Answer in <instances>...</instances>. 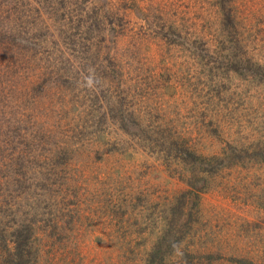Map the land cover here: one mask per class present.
<instances>
[{
    "label": "rangeland",
    "instance_id": "374dc122",
    "mask_svg": "<svg viewBox=\"0 0 264 264\" xmlns=\"http://www.w3.org/2000/svg\"><path fill=\"white\" fill-rule=\"evenodd\" d=\"M0 264H264V0H0Z\"/></svg>",
    "mask_w": 264,
    "mask_h": 264
},
{
    "label": "clouds",
    "instance_id": "9594fccd",
    "mask_svg": "<svg viewBox=\"0 0 264 264\" xmlns=\"http://www.w3.org/2000/svg\"><path fill=\"white\" fill-rule=\"evenodd\" d=\"M90 83H91V81H90Z\"/></svg>",
    "mask_w": 264,
    "mask_h": 264
}]
</instances>
